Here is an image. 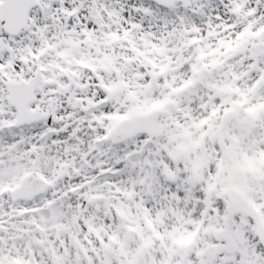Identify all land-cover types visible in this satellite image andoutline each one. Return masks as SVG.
<instances>
[{"label": "snow or ice", "instance_id": "6c2138e0", "mask_svg": "<svg viewBox=\"0 0 264 264\" xmlns=\"http://www.w3.org/2000/svg\"><path fill=\"white\" fill-rule=\"evenodd\" d=\"M0 264H264V0H0Z\"/></svg>", "mask_w": 264, "mask_h": 264}]
</instances>
